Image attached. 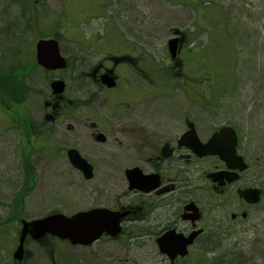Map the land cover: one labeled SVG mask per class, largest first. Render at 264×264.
<instances>
[{"label":"rangeland","instance_id":"1","mask_svg":"<svg viewBox=\"0 0 264 264\" xmlns=\"http://www.w3.org/2000/svg\"><path fill=\"white\" fill-rule=\"evenodd\" d=\"M256 1L0 0L3 202H9L19 189L24 199L17 203L18 218L26 220L54 211L70 215L95 207L147 208L143 221L122 224L125 232L119 238H103L90 247H74L48 238L43 249L27 241L29 264H170L158 252L155 238L165 225L180 221L175 215L176 205L170 209L165 206L170 198L129 192L124 170L137 166L150 173L146 157L152 153L151 142L183 131L184 117L195 123L201 141L216 128L231 125L245 160H264V81H259L253 70L233 69L232 49L239 40L232 33L234 20L229 23L231 28L225 23L226 13L231 18L240 14L246 17L248 10L253 13ZM248 22L247 28L255 26ZM113 24L120 29H108ZM259 29L264 34L263 26ZM174 31L184 35L178 64L171 61L166 48ZM108 32L113 33L109 40L122 36L124 41L115 42L118 47L138 49L144 41L146 55L143 71L134 58L118 68L121 81L115 90L99 91L88 73L102 62L95 45L103 44L100 38ZM52 33H57L60 53L71 64L66 72H45L36 66L34 45L41 34ZM256 65L264 70V57ZM56 78L66 83L65 103L57 109L56 122L48 123L44 117L51 114V107L46 109L44 104L51 98L49 83ZM29 123H34L35 129ZM95 130L106 136L105 143L94 141ZM69 148L76 149L93 166L91 180L83 179L71 167L66 157ZM27 154L33 180L20 188L21 183L14 184ZM215 164L211 159L195 163L193 171L184 173L185 180L177 183L176 204L190 199L199 206L202 218L198 225L205 234L187 257L174 264H222L220 257L226 255L228 259L233 254H240L233 264H264V178L254 171V181L250 171L242 178V184L256 183L263 191L261 203L247 207L231 188L224 192L225 199L210 189L201 172ZM164 177L174 178L173 172L164 171ZM3 204L2 222L11 224L6 225L7 232L0 230V264H12L10 249L16 246L19 224L16 219L11 221L15 212H8ZM242 211L248 214L244 220L239 217ZM232 213L238 215L235 221L230 219Z\"/></svg>","mask_w":264,"mask_h":264},{"label":"water","instance_id":"2","mask_svg":"<svg viewBox=\"0 0 264 264\" xmlns=\"http://www.w3.org/2000/svg\"><path fill=\"white\" fill-rule=\"evenodd\" d=\"M177 47V38H172L168 41L167 48L172 59L176 57ZM35 60L38 66L48 71L66 67V61L60 55L58 43L54 39H41L36 42ZM101 83L108 88L115 86V82L107 75L101 77ZM64 88L65 84L61 80H54L50 84L51 92L55 96H61ZM188 127L189 130L180 138L179 143L190 148L199 158L215 156L226 166L227 170L211 172L207 175V178L212 183L217 184L219 187L224 186L225 183L230 184L238 179V175L232 172L233 170L243 172L247 169L243 159L236 155L237 138L233 128L221 127L205 143H201L196 136L193 124L188 122ZM95 141L103 143L105 141L104 135L98 134L95 137ZM167 147L168 145L166 144L162 148L164 157L169 155V152L166 151ZM67 157L70 164L79 170L86 180L92 178V166L76 150H68ZM124 174L128 181L129 191L135 190L150 193L160 186L157 174L144 175L136 167L125 170ZM236 194L238 198L248 205L258 204L261 198V190L258 188L237 189ZM184 212H191L186 216L193 223L199 219L198 207L193 202L185 206ZM129 213L130 211L94 208L77 212L71 216H66L62 213H52L29 222L22 221L18 246L13 257L20 260L23 253V243L27 235L34 241H39L46 235H50L59 240H66L71 245L81 246L92 244L102 234L116 237L121 231V220ZM240 216L245 218L246 213L243 212ZM234 217L235 215L232 214L231 218L233 219ZM201 232L202 230H195L185 237L182 234L175 233L172 229L168 230L156 240L158 251L167 256L171 262L177 256L185 257L188 254L187 247L193 243Z\"/></svg>","mask_w":264,"mask_h":264},{"label":"flooded vegetation","instance_id":"3","mask_svg":"<svg viewBox=\"0 0 264 264\" xmlns=\"http://www.w3.org/2000/svg\"><path fill=\"white\" fill-rule=\"evenodd\" d=\"M92 16H94V15H92ZM109 28H111V29L114 28L115 30L120 29L116 24L115 25L114 24L109 25L108 29ZM111 34H113V33L108 32L104 38H100V39H103L104 43L101 44L99 47L97 44L95 45V48H96L95 51L102 55V58H101L102 62H100L97 67H94L93 69H91V71L88 73V76L90 77V79H89L90 82L97 89H99V91L106 89L104 86H102L100 84L101 77L104 74L111 76L114 79V81H116V87L111 89V90H115L119 86V82L121 81V77L119 75L118 68L121 66H124V65L127 66V62L134 59V58H137L139 60V69H140V71H143V69L141 68V64L144 62L145 55H146L145 42L144 41L140 42L138 49H136V48L129 49L128 45H126V47L122 48L121 46L118 47L115 43L116 41L118 42L117 39L124 41L122 36H119V38H118L117 35L115 34L116 39L115 40H109L111 37ZM177 35L180 38V46H183V42H184L183 33L178 32ZM98 48L99 49L101 48L102 51L98 50ZM181 49L182 48H180V51H181ZM99 51H101V52H99ZM180 51L178 54H180ZM114 55H118V56H114ZM178 59H179V55H178L177 59L175 60V64H178ZM103 60H107V63H104ZM63 103H65L64 95L55 96V97L51 95L50 100L45 101L44 105L46 106V109L51 107L50 108L51 114H48V116L44 117V119L47 120L48 123H49V121H52L53 123L56 122V120H57L56 116L59 114L57 112V109L62 108ZM183 122H184V128H185L183 131H181L179 133L177 131H173L171 133L170 137L166 138L165 140H160V141L156 142L155 144H154V141L151 142L152 148H149V149L152 151V153L150 156L146 157V162L148 163L149 168L151 169L150 173L158 175L159 182H160V186H159L160 191L156 190V191L148 194L147 196L148 197L154 196V197H157L159 199L170 198V201L165 203V206L167 208L169 207L170 209L173 208L174 205H176L175 215L179 216L180 221L177 220L173 224L165 225L164 228L158 234V236L162 235L164 232H166L169 229H172L175 232L180 233L184 236H188L191 232H193L195 230H203V233L195 238L194 243H193V245H194L195 242L205 234V229L198 225L201 218H202V212H201L200 208L198 209V213H199L200 217L196 222L194 221V223L191 221L190 218H187V216H186L190 213L184 212L185 206L188 205L190 202H192V200L185 199L181 202L180 205H177L175 202V196L179 190L177 183L181 182L182 180H185L183 177L184 173H189L190 171H193L195 163H198V162H201L204 160H209V159L215 161L216 164L213 166V168L209 169L206 172H204V171L201 172V175H204L205 180L209 183L210 189L216 195L224 196V199L226 198V194L224 192H226L227 188L233 189V192L236 195L237 189H242L244 187H253L254 183H251V184H242L241 183L242 178L245 177L248 173L247 170L245 172H238V170H233L232 172H234L238 175V179L235 182H232L230 184L225 183V185L221 186V187L217 186V184H213L211 182V180L207 178V175L211 172L227 170L226 166L223 162H221L215 156L214 157L213 156H205V157L199 158L194 154V152L190 148L179 143L180 138L188 131V128H189L188 122H192V121H190L188 118L184 117ZM192 123L194 124V128L196 130L195 123L194 122H192ZM223 126H225V125H223ZM229 126H231V125H229ZM219 128L220 127L216 128L212 132V134L214 132L218 131ZM232 128H234V127H232ZM234 130H235V128H234ZM196 133H197V131H196ZM235 133L237 136L236 155L245 160V158L241 155V153L239 152V149H238L239 140H238V135H237L236 130H235ZM98 134L104 135L103 133L95 130L93 132L94 141H95V137ZM105 141H106V136H105ZM205 141H207V139ZM205 141H202V142H205ZM166 144L168 145L166 151L169 152V155L164 157L162 155V148ZM144 147H148L147 143H144ZM31 152L29 153L30 156H31ZM29 155L27 154V156L24 157L23 160L21 161V166H19V169H20L19 178H18L17 182H15L14 185H16V184L19 185L20 183L22 185L23 183H25V181H24V176H25L24 162L27 161L31 165V162L29 160ZM22 156H23V154H22ZM245 162L249 166V161L245 160ZM135 167L139 168L137 166H135ZM135 167L133 166L132 168H135ZM166 170L173 172L174 178H172V177L171 178H165L164 177V171H166ZM253 171H254V169L251 168L249 173L251 175L250 179L254 181L255 176H254ZM17 191L15 190V192L11 196L9 202H7V203L3 202L2 193H0V207H1V204H3V203L9 204L10 206H8V208H9L8 212H9V210L14 211V207L12 206V203L14 202V195ZM136 194H138V193H136ZM238 200L243 203L242 200H240V199H238ZM127 206L130 209H128L126 206H121V207H118L117 209H113V210H116V211H122V209L130 210L131 213H129L128 216L126 217V221H128L129 223H136V222H140V221L144 220V219H142V215H143V212H146L147 208L144 209L142 206H132V205H127ZM246 206L249 207L248 205H246ZM179 209H180V213H179ZM16 210H17V208H15V215H13V217H16V215L18 213ZM1 216L2 215H0V230L7 232L8 228H6V225H8V224L6 223L5 225H3ZM237 218H238L237 214H235V217L233 219L231 218V220L235 221ZM18 224L20 225V221ZM2 226H5V229H3ZM6 236H8V235L6 234ZM5 241H8V239L6 238ZM16 241H18V233H17ZM27 241H29V240H27ZM155 241H156V238H155ZM26 243H28V242H26ZM3 246H4L3 250L6 251L5 245H3ZM192 246H190L189 249ZM15 248H16V246H15ZM15 248H13L12 250L10 249V256H11L12 264H23V263L29 264V262L31 260V258H30L31 253L27 250V244H25V246H24V250H23V253H22L20 260L13 258ZM0 250H1V248H0ZM170 264H172V263H170Z\"/></svg>","mask_w":264,"mask_h":264},{"label":"trees","instance_id":"4","mask_svg":"<svg viewBox=\"0 0 264 264\" xmlns=\"http://www.w3.org/2000/svg\"><path fill=\"white\" fill-rule=\"evenodd\" d=\"M252 7L253 8L255 7V11L253 13H250L249 10L246 11V17H243V18L241 16V14L237 15L235 17L233 16L231 18L230 15L226 13V19L227 20L226 21L224 20V21L226 24L227 23L229 24L231 20H234L233 24H232V28H233L232 33H234L235 36H237L236 38H238V40H239V43L237 45H234L233 49H232L233 50V58H232L233 69L235 70L236 68H238L241 71L242 70H244V71L248 70L250 72L253 70L254 73H256V75L258 76V80L264 81V70L258 69L257 65H256V63L258 61L260 62L262 60V57H264V34L262 32H259V30H260L259 27L263 26V28H264V25H261L264 23V0H257L256 5L254 6V4H253ZM221 13H223V12H221ZM227 15H229V18H227ZM240 19H242V21ZM248 20H250L252 23L255 24V26H252L251 29L246 27L247 25H250ZM227 27L231 28L230 24ZM249 31H250V33H249L250 35H248ZM55 34L57 35V33H55ZM55 34L52 33L48 36L56 37ZM262 34H263V36L260 37L259 35H262ZM45 36L48 37L47 35H43V34L40 35V37H45ZM241 36H242L243 40H240ZM68 67L71 69L70 63H68ZM13 78H15V77H13ZM2 89L4 91L7 90L5 88H2ZM0 97H1V95H0ZM29 126L31 129H35L34 123H29ZM37 135H38V133H37ZM28 137H29V134H27V138ZM250 166L254 167V169H255L254 173L256 174V176L264 178V160H261V161L254 160L250 164ZM29 168L30 167H28V166L25 167V169L27 171L26 180L29 182L26 186H28L31 183V181L33 180V170H31ZM21 198L23 199L22 194L18 192L14 197L13 204L16 205L18 202H20V204H21V201H20ZM262 212L264 214V208H263ZM263 226H264V221H263ZM220 258H221L222 264L225 261L227 262V264H233V262H236L237 258H240V254L239 255L233 254L228 259H226V255H224ZM202 261L205 262L203 260V257H202Z\"/></svg>","mask_w":264,"mask_h":264}]
</instances>
